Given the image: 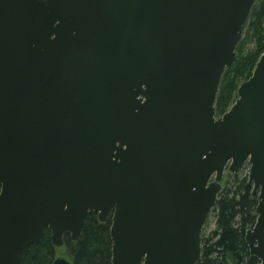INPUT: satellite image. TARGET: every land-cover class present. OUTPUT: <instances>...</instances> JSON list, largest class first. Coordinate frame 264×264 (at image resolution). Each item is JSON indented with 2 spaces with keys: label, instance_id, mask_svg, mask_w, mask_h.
I'll use <instances>...</instances> for the list:
<instances>
[{
  "label": "water",
  "instance_id": "water-1",
  "mask_svg": "<svg viewBox=\"0 0 264 264\" xmlns=\"http://www.w3.org/2000/svg\"><path fill=\"white\" fill-rule=\"evenodd\" d=\"M255 1L0 0V264L93 212L112 213V264H197L246 163L264 264V52L215 111Z\"/></svg>",
  "mask_w": 264,
  "mask_h": 264
},
{
  "label": "trees",
  "instance_id": "trees-1",
  "mask_svg": "<svg viewBox=\"0 0 264 264\" xmlns=\"http://www.w3.org/2000/svg\"><path fill=\"white\" fill-rule=\"evenodd\" d=\"M264 52V0H256L236 47L237 59L222 75L215 102L216 116L227 112L238 98V88L248 80ZM237 176V175H236ZM235 190L224 188L219 193L213 213L216 227L202 236V256L197 264H259L246 242V232L256 222L257 196L247 178L236 177ZM1 188V185H0ZM112 213L106 221L89 213L78 240L64 236V246L72 264H112L110 235ZM56 247L47 228L38 244L27 248L22 264H52Z\"/></svg>",
  "mask_w": 264,
  "mask_h": 264
},
{
  "label": "rangeland",
  "instance_id": "rangeland-1",
  "mask_svg": "<svg viewBox=\"0 0 264 264\" xmlns=\"http://www.w3.org/2000/svg\"><path fill=\"white\" fill-rule=\"evenodd\" d=\"M249 169H250V165L246 163L244 168L237 174L231 173L230 171L226 170L224 173L223 181H222V189L227 188V189L235 190L237 187L236 177H238L240 181L245 178H247L248 180L249 179ZM251 187L253 188V185H251ZM215 227H216V216L214 215L212 211L203 227L202 236L207 235L210 232H212V230H214ZM56 257H63L69 260V255L64 245L60 247H56Z\"/></svg>",
  "mask_w": 264,
  "mask_h": 264
}]
</instances>
